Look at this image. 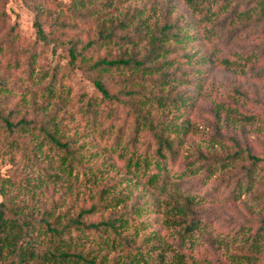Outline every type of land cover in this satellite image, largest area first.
<instances>
[{"label":"trees","instance_id":"obj_1","mask_svg":"<svg viewBox=\"0 0 264 264\" xmlns=\"http://www.w3.org/2000/svg\"><path fill=\"white\" fill-rule=\"evenodd\" d=\"M6 2L0 264H192L201 239L227 264H264V142L226 136V101L209 92L236 56L264 62V0H35L31 41ZM79 72L93 90L75 102ZM200 123L232 148L192 146ZM163 230L169 257L149 242Z\"/></svg>","mask_w":264,"mask_h":264},{"label":"rangeland","instance_id":"obj_2","mask_svg":"<svg viewBox=\"0 0 264 264\" xmlns=\"http://www.w3.org/2000/svg\"><path fill=\"white\" fill-rule=\"evenodd\" d=\"M0 1H7L6 10L10 16V21L12 23H17V28L21 36L27 38L29 41L34 40L35 30L33 27V6L35 5V0H28L27 2L25 0ZM61 1L70 2V0ZM45 29H47V27H45ZM243 44L246 43L244 42ZM243 44L242 46H244ZM234 45H236L235 48L240 47L238 48L239 51L242 50L240 43H234ZM249 47L250 46L246 44L243 48L246 49ZM43 51L46 53L42 54V58H45L48 62L51 60L55 62L60 54V51H57L55 54L52 47H46ZM61 62L64 63V61ZM251 63H253V59L246 60L236 56L227 67H216L211 73L209 79V92L216 93L218 97L226 101V105L223 108V114L226 113L229 115V122H226V125H224V121H221L220 125L223 127V133L226 136L233 135L243 144L246 143L251 145L255 152H262V143L264 142V62L256 67V71L251 70ZM80 75L81 73L79 72V74L75 75L74 79L71 80V83L75 86L76 92L75 95H72L74 100L78 97L82 88H89L90 91L93 90L88 83H85V85L80 82ZM203 115L207 118L206 122L208 123L214 120L213 114H208V112H206ZM207 126L205 127L204 123L198 124V131L191 137L190 142L192 146H200L203 149L211 151H221L223 149L227 150L232 148L230 145L226 146L220 144L213 139L210 135L212 127ZM6 160L7 158L1 161L2 163L0 166L2 168V173H6L8 168L11 167L10 163ZM242 200H247L250 206L254 205V202H252L249 195H242L240 201ZM239 207L243 208L244 206L243 204H240ZM227 208L229 209V211L227 210L229 214L230 210H234L229 207ZM227 212H223V214H226L227 218H230V215ZM243 212H246L245 208H243ZM254 216L259 215L255 214ZM152 229L156 230V226ZM161 234V237L157 236L152 238L149 242L158 251L165 252L166 257H169L171 251H168L167 244H172L169 243L172 240L169 239V237L171 238V233L170 231L163 230ZM218 236L219 235H217V237ZM198 238L199 237H195L193 239ZM218 238L219 240L221 239L222 242V235ZM227 240V238L223 239V242ZM231 250H234V248L231 247ZM223 252L224 251L221 248L219 250L212 248L209 240L201 239L198 241L196 240L195 249L191 251L190 254L193 257L192 260H194L195 264H204L200 263L202 258L211 259V264H227V259Z\"/></svg>","mask_w":264,"mask_h":264}]
</instances>
